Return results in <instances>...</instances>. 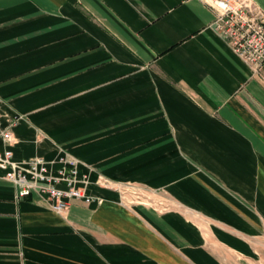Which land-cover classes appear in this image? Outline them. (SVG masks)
I'll return each mask as SVG.
<instances>
[{"label": "crops", "instance_id": "1", "mask_svg": "<svg viewBox=\"0 0 264 264\" xmlns=\"http://www.w3.org/2000/svg\"><path fill=\"white\" fill-rule=\"evenodd\" d=\"M215 20L210 0H0L14 161L91 172L59 214L0 168V264H264V77Z\"/></svg>", "mask_w": 264, "mask_h": 264}, {"label": "built area", "instance_id": "2", "mask_svg": "<svg viewBox=\"0 0 264 264\" xmlns=\"http://www.w3.org/2000/svg\"><path fill=\"white\" fill-rule=\"evenodd\" d=\"M210 5L216 12L214 28L217 35L230 45L253 74L264 77V11L257 7L255 0H210ZM21 118L23 115L13 119L9 129L0 133L7 143L6 151H0V168L6 171L5 177L17 189V199L39 194L49 201L54 212L65 213L72 201L87 198L91 172L79 174L81 163L69 156H62L57 161L37 157L14 161V152L10 148L16 144V138L12 128ZM56 165L60 168L54 172ZM98 184L105 186L103 181Z\"/></svg>", "mask_w": 264, "mask_h": 264}, {"label": "rangeland", "instance_id": "3", "mask_svg": "<svg viewBox=\"0 0 264 264\" xmlns=\"http://www.w3.org/2000/svg\"><path fill=\"white\" fill-rule=\"evenodd\" d=\"M82 166V164H81ZM99 181H103L105 183V188L114 189L122 192L124 198H126L131 204H148L149 200L143 196L142 192L135 191V187L133 185H126V189H122L119 185L114 186V183L104 176L99 179ZM98 181V182H99ZM97 182V183H98ZM102 186V185H101ZM123 186V185H122Z\"/></svg>", "mask_w": 264, "mask_h": 264}]
</instances>
